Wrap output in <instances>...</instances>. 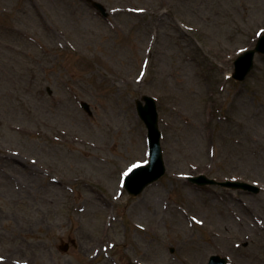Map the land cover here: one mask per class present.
Wrapping results in <instances>:
<instances>
[{
	"label": "rangeland",
	"instance_id": "374dc122",
	"mask_svg": "<svg viewBox=\"0 0 264 264\" xmlns=\"http://www.w3.org/2000/svg\"><path fill=\"white\" fill-rule=\"evenodd\" d=\"M99 1L107 18L87 0H0V264H264V55L231 76L264 0ZM144 94L167 172L132 197Z\"/></svg>",
	"mask_w": 264,
	"mask_h": 264
},
{
	"label": "water",
	"instance_id": "95a60500",
	"mask_svg": "<svg viewBox=\"0 0 264 264\" xmlns=\"http://www.w3.org/2000/svg\"><path fill=\"white\" fill-rule=\"evenodd\" d=\"M93 4L101 10L104 16H108L106 8L98 1L90 0ZM256 52L264 53V35H262L257 41L256 47L242 53L235 61L234 78L237 80H243L252 69L254 65V57ZM142 100H137V110L140 117L146 123L148 128V140H149V162L147 164H141L134 167L125 176V187L132 196H137L142 193L147 186L154 181H157L166 171L165 160L163 156V149L161 146L162 132L159 126V113L157 109V102L155 98L149 95H143ZM82 105L89 110V105L85 102ZM193 182L199 184H219L222 186H228L233 188H244L252 191H259V188L245 182L239 181H225L218 182L215 179H210L206 175H199L195 177H189ZM67 248V246H66ZM227 257H220L214 255L211 257L209 264H227Z\"/></svg>",
	"mask_w": 264,
	"mask_h": 264
}]
</instances>
